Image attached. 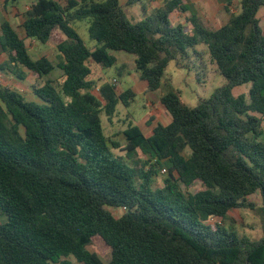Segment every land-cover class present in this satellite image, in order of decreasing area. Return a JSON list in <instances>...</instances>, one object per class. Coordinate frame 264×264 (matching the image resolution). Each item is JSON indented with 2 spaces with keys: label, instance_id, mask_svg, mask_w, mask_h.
Returning a JSON list of instances; mask_svg holds the SVG:
<instances>
[{
  "label": "trees",
  "instance_id": "trees-1",
  "mask_svg": "<svg viewBox=\"0 0 264 264\" xmlns=\"http://www.w3.org/2000/svg\"><path fill=\"white\" fill-rule=\"evenodd\" d=\"M194 1L165 0L149 13L148 0H37L22 25L26 38L1 23L0 56H8L1 72L44 79L59 68L62 82L61 91L51 79L35 87L41 101L0 85V264H264V234L240 235L230 218L255 209L250 198L259 194L264 219V0H240L236 13L225 0L229 20L217 29L199 18ZM137 4L144 19L126 11ZM174 12L190 13L192 33ZM85 20L93 47L75 27ZM26 39L53 45L58 63L34 59ZM113 52L135 56L147 92L171 117L150 135L128 119L121 150L145 158L132 164L113 156L109 141L119 143L106 136L102 116L111 119L137 95L91 78L90 62L112 68ZM205 54L227 83L190 107L166 68L195 60L203 72ZM244 84L248 95H234ZM158 169L168 176L155 189ZM196 183L202 188L189 191ZM95 236L109 247L105 258L88 248Z\"/></svg>",
  "mask_w": 264,
  "mask_h": 264
},
{
  "label": "rangeland",
  "instance_id": "rangeland-1",
  "mask_svg": "<svg viewBox=\"0 0 264 264\" xmlns=\"http://www.w3.org/2000/svg\"><path fill=\"white\" fill-rule=\"evenodd\" d=\"M17 1L16 7L27 1L31 0H13ZM26 1V2H25ZM36 1V0H33ZM124 4V1L121 0ZM165 0H148V6L150 8H159L163 5ZM196 1H209L210 5L208 6L211 9V14L213 13V5L217 1L225 0H196ZM240 0H233L232 7L233 12H239L240 10ZM195 7V6H194ZM153 8V9H154ZM126 11L129 17L133 20L144 19V14L141 9V5L137 4L133 7L126 8ZM193 12H195L193 10ZM190 15V13H188ZM227 15V14H226ZM228 16V15H227ZM258 17L260 19V25L264 30V6L261 7ZM205 18V17H204ZM206 19V18H205ZM225 20H221L217 23L216 26L222 25ZM175 23H184L186 31L192 33L191 23L186 21L184 15L174 14ZM16 24V23H15ZM75 27L82 39L86 42L89 47L96 45V42L91 40L88 33L89 20L77 22ZM15 28L19 34L25 35L23 26L16 24ZM26 44L29 48L30 55L34 59H39L42 56L48 57L55 64L58 63V52L53 45H44L32 39H26ZM199 50H205L204 45L198 47ZM118 61L115 66L108 69H102L99 65L90 62L92 66V76L99 85H102L106 82H112L114 79H117V90L119 93L124 92L127 89H132L136 93L135 99L132 101L131 105L128 107L119 105L118 111L114 117L108 119L106 115L102 116L103 127L106 136L111 141H116L119 143V148H114L109 141L111 146L112 154L118 158H125L128 163L132 164L133 160L136 162L143 161L145 158L135 157L134 159H128L126 157V151L121 149L126 145V137L124 135V130L127 127L128 119L134 124L139 125L146 135H150L152 128L158 123H166L168 120L163 108L161 107L158 99V94L150 95L148 94L147 84L140 79L139 74L135 69L134 55H129L124 52H113ZM204 59L207 63L206 70L202 72L201 65L199 62L192 60L187 67L180 68L177 65L176 61H171L166 68L165 79L175 90L180 91L182 100L185 104L190 107H195L199 103L200 99H208L212 96L214 91L222 86H224L227 81L226 79L217 71V66L209 62L207 54H205ZM125 66L123 70V75L118 74L120 67ZM27 77L24 80L19 79L13 74V79L10 77L2 78L0 80V85L8 86L13 90L20 92L27 100L31 101H41L38 96L34 94V88L43 85L46 79H51L54 81V84L58 91H61V82H62V71L59 68H56L48 77L44 79H38L35 74L30 71L26 72ZM251 84H244L234 88V95L238 96L240 94L248 95ZM153 97V98H152ZM152 111V112H151ZM153 113V114H151ZM153 117V118H152ZM151 120V125L148 126L147 122ZM264 127V124H263ZM187 155L189 152H186ZM158 174L153 177L152 186L153 188H161L164 185L165 178H167L168 173L164 172L163 169H158ZM202 188L200 183H196L188 190L191 192L198 191ZM250 200L256 204L255 209H237L233 210L230 213V218L234 221L235 229L239 232L240 235H246L252 240L260 239L263 234L264 219L261 212L262 199L259 194L251 196ZM115 216L120 217L123 214L121 209H112ZM211 223H223L226 226H229L231 221L222 222L220 219H211ZM89 250L96 252L102 257H106L109 252L108 245L104 242L101 237L95 236L92 238V242L89 245ZM72 263H75V260L71 258L65 259Z\"/></svg>",
  "mask_w": 264,
  "mask_h": 264
},
{
  "label": "crops",
  "instance_id": "crops-1",
  "mask_svg": "<svg viewBox=\"0 0 264 264\" xmlns=\"http://www.w3.org/2000/svg\"><path fill=\"white\" fill-rule=\"evenodd\" d=\"M36 1H33V0L27 1V2L25 1L26 3L19 1V2H21V4L16 7L17 1L0 0V36H1V23L3 21H9L13 25V27H15L16 24L23 25L24 21L27 19V11L30 9L31 5L36 3ZM124 2L126 3V1H124ZM121 3H122V1H121ZM193 4L195 6L194 8H195L199 18L207 26H209L211 28H215V29L220 28L221 26L225 25L229 20V15L226 13L225 8H224L225 7L224 1H217V3L215 5H213V13L212 14H211V9L208 8V6L210 5L209 1H194ZM153 8L148 7V12L150 13V11ZM231 10L233 11V7L231 8ZM174 14L184 15V18L186 21H188V18L190 16L188 13L174 12L171 16L173 21H174ZM221 20H225V21L223 22L222 25L216 26L217 23H219ZM182 24L185 26L184 23H182ZM189 29H192V25H191V28H189ZM23 32L25 34V31H23ZM21 37L26 38V35H22ZM7 58H8L7 54L3 53L0 56V65L2 63H4L7 60ZM134 61H135V57H134ZM12 76H13V74L10 72H1L0 71V80L2 78H6V77H10L11 79H13ZM164 112H165L168 120L166 121V123H161V124L167 125L171 122V117L169 116V114L165 110H164ZM151 114H153V113H151ZM158 123H160V122H158Z\"/></svg>",
  "mask_w": 264,
  "mask_h": 264
},
{
  "label": "built area",
  "instance_id": "built-area-1",
  "mask_svg": "<svg viewBox=\"0 0 264 264\" xmlns=\"http://www.w3.org/2000/svg\"><path fill=\"white\" fill-rule=\"evenodd\" d=\"M153 1H155V0H153ZM112 82H113L115 85H117V79H114ZM163 171H164V172H167L166 169H163Z\"/></svg>",
  "mask_w": 264,
  "mask_h": 264
}]
</instances>
